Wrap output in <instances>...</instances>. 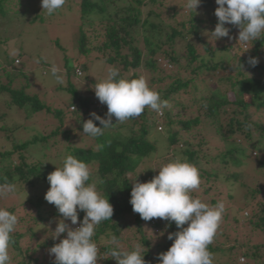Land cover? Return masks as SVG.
<instances>
[{"label":"trees","instance_id":"trees-1","mask_svg":"<svg viewBox=\"0 0 264 264\" xmlns=\"http://www.w3.org/2000/svg\"><path fill=\"white\" fill-rule=\"evenodd\" d=\"M9 1L0 0V16L6 12L4 6ZM70 1L74 3L82 23L74 35L78 54L84 57L88 56L92 52L88 43L92 40H101L100 45L95 47L94 51L101 55L104 65L119 71L120 78H124V73H131L127 79L138 77L140 76L138 71L145 69L152 76L149 81L150 88H152L154 81L161 83L168 80L169 83L164 88L160 87L156 90L163 100L168 101V107L160 116L146 108L139 117L131 118L122 123L113 117V126L105 129L101 136L93 138L83 134V123L88 120L82 119V115L92 119L89 114L92 101L79 96L77 89L68 84L65 88L66 91L72 95L74 101H77V105L69 107L71 120L78 121L76 122L75 133L77 132L79 135H75L91 139L92 145H88V147L78 146L68 139L70 131L61 132L60 127L49 135L34 136L23 142L14 141L6 150L0 149V185L16 183L17 186L24 184L26 188L32 189L39 183L49 184L47 177L56 170L58 163L45 162L41 159L34 160L38 155H34V159H32L29 156V150L34 147V151L38 152L40 145L44 148L47 142H50V146L54 147L58 143L59 133H65L63 139L64 141L69 140L68 145H70L66 154H71L86 164L96 165V170L92 173L89 182L96 184L98 192L104 198L109 199V203L114 209L111 220L102 221L95 227L93 239L101 254L97 264H117L116 260L107 253L117 247L110 242L113 236L118 238L119 244L124 241V231L128 228L124 220L129 215L134 218L133 224L135 225V230L130 229L131 238L139 240L138 244L142 247L140 252L141 255H144L146 264H161L158 259L159 255L167 252L173 244V241L168 239V235L181 229L177 228L175 222L162 220L156 221L151 227H148L156 232L164 230L161 235H156L150 239L144 234L143 219L138 213L133 212L129 203L133 187L130 175L135 174L142 162L156 153L158 140L150 136L151 131H155L165 138L168 149L172 150L179 144L183 146L185 149L183 154L186 156V160L192 164L196 162L197 158L209 161L211 159L209 154L200 155L199 153L204 150L203 148H208L207 152H213L214 150L207 145L208 142L210 140H222L223 148H226V151L220 153L217 157L218 160L216 159L220 165L218 169L225 170L232 167L234 172L231 173V177L237 182L238 177H241L236 172L237 168L258 162L264 177V161H258L259 156L257 155L258 152H264V128L261 127L260 121L259 124L252 122L254 115L264 114V65L259 64V60L264 59V37L243 44L246 49L244 50L241 46L242 43L238 40L239 27L225 25L230 29L229 37L231 39L229 37L221 38L212 46L211 42H215L216 39L210 34L218 23V19L214 15L218 5L214 4L212 0H201L200 3V6L204 8L202 18L207 16L211 25H207L206 20L202 18H196V12L185 7L187 0H177L179 2L177 9L176 7L170 8L171 16L175 17L183 13L182 17L186 19V23L182 21L177 24L181 30L166 26V28L169 27V32H166L162 24L150 21V16L159 17L158 13L148 11L146 15L144 14V8L161 4L157 3V0ZM206 26L209 28L207 29ZM204 33L212 37L210 43L203 41ZM191 39L199 43L193 44L190 42ZM179 40L186 44L185 54H180L176 50V44ZM140 44L143 45V49ZM197 47H201L204 54L201 55ZM238 52H243L244 55ZM250 58L258 60L255 67L249 64ZM63 60L65 62L67 58L64 57ZM231 63L234 65L232 68L230 67L232 71L228 72L227 67ZM73 65L74 75L81 77L83 64L79 68L75 66V63ZM162 65L175 67L177 69L176 74H166L165 71L170 70L162 68ZM77 70L80 75H77ZM3 92L9 94L10 106H14L18 110L27 106V111L31 114L52 113L63 125L62 117L64 114L62 110L52 111L37 96H28L24 92L13 91L7 84H2L0 81V93ZM185 94L193 95L190 104L184 102ZM71 107L72 109H70ZM106 108L107 106L102 104L99 109L100 112L96 114L102 118H107ZM193 110L194 113H192ZM188 115L192 116L189 117ZM139 121L141 122L135 129ZM93 122L95 126L102 127L99 121L94 120ZM250 127L258 129V139L251 145L247 142L250 149H244L236 144L235 138L237 135H242L246 141H252L248 131ZM125 129L129 130L128 134L123 132ZM162 131L164 134L161 133ZM195 132L196 134H194ZM81 144L84 145V143ZM252 153H254L255 158L252 157ZM56 155L58 156V153ZM62 158L60 159L61 165ZM28 159L33 162L28 163ZM201 173L207 178L206 180L217 177L215 174H206V171ZM225 181L227 183L229 179ZM141 182L145 183L146 181L141 180ZM232 184L236 185V183ZM212 190L213 187L207 188L202 192V195L209 199L208 202L211 206H215L217 201L212 195H209ZM229 191L227 190V193ZM257 193H260V190H256L255 194ZM9 197L12 198L11 195ZM14 199L17 204L18 198ZM27 202L37 209L34 215L25 216L23 209H20L21 207L24 208ZM43 203L41 197L33 195L24 204L4 207L18 218L16 230L12 233L15 242L9 248V264H43L46 256L49 255V249L66 238V233L61 234L56 239L52 238L54 236L52 232L55 231L57 225L50 232H47L46 224L56 219L59 213L53 211L52 213L46 212L44 215L40 210ZM258 207L257 211L249 207L251 216L248 222L254 221V227L264 231V203H259ZM247 209L245 207L239 209V214L243 220H246L243 213ZM83 218L84 212L78 211V227ZM234 223H239V220L234 219ZM227 226V224L219 225L215 238L208 246L213 257L218 256L216 260H222L221 263L223 264H238L239 257L248 260L247 264H264V243L246 249H240L239 246L235 245L229 248L219 245L220 242L223 243L220 241L221 237L229 238L230 230L227 231ZM27 237L30 242L26 243L25 246L23 241ZM154 238L159 240L155 247L152 246L153 242H151ZM132 250L134 248L128 246L127 251ZM46 264H55V262L47 261Z\"/></svg>","mask_w":264,"mask_h":264},{"label":"rangeland","instance_id":"rangeland-1","mask_svg":"<svg viewBox=\"0 0 264 264\" xmlns=\"http://www.w3.org/2000/svg\"><path fill=\"white\" fill-rule=\"evenodd\" d=\"M212 1L214 4H216L215 0ZM158 2L161 4H155L153 6L151 5L147 8H144V14L146 15L148 11H154L155 13H158L159 17H154L151 15L150 21L156 24H162V26L165 27L164 29H166V32L170 31L169 27L166 28V26L176 27L177 29L181 30V27L177 24H180L182 21L186 23V19L182 17L183 13L181 15L172 17V11L170 10L172 7H176L177 9L179 2L177 0H157V3ZM4 7L6 12L0 16L1 83L7 84L13 91H21L28 96H37V98H39L42 103H45L47 106H49L52 111L58 109L62 110L64 114L62 117L64 122L63 125H61L60 121L56 119L52 113L47 114L40 112L31 114V112L27 111V106L18 110L14 106H10L11 102L9 101L10 96L8 93H0V149L6 150L10 147V143L14 141L23 142L30 140L34 136L49 135L58 127H60L61 132H65V130L70 131L68 134V139L71 142L76 143L80 147H88V145L91 146L93 143L91 139L80 137L81 135H75L78 134L77 132L75 133L77 124L76 122L78 121L71 120V110L69 112V107L71 105H77V101H74L72 95L68 93L65 88L68 84L73 85L77 89L79 96L92 101L89 114L93 112H100L99 109L102 107V104L95 96L94 87L96 83L102 82L107 78L110 70V67L104 65L102 62L101 55L94 51V48L100 45L101 40H92L90 43H88V47L92 51L88 56L84 57L78 54L77 47H75L74 35L82 23L74 3L70 0H66L65 5L61 9L55 11L52 15H49L46 10H42L41 0H10ZM195 12L196 18H202L204 8L199 6ZM206 17L202 19L206 20L207 25H211L210 20L208 17ZM206 27L207 29L209 28V26ZM87 34H89L88 31ZM210 36L209 34L203 35V41L210 43V39H212ZM218 41L219 40L211 42V45L214 46ZM190 42L193 44L199 43L194 39H191ZM185 45V42L179 40L176 44V50L180 54H185ZM238 45L240 46L239 43ZM241 46L244 50H246L243 44H241ZM140 47L143 49L142 44H140ZM197 50L201 55L204 54L201 47H197ZM238 53L244 55L243 52ZM64 57L67 58L65 62L63 60ZM15 61H18V63H15ZM74 63L78 68L81 64H83V75L81 77H76V75H74ZM259 64L264 65V59H260ZM233 65L234 64L232 63L228 65V72L232 71L230 67L232 68ZM53 66H56L63 74L64 83L62 85L57 84L54 78L51 76L50 69ZM163 67L164 66L162 65V68ZM164 68L170 70L165 71L166 74H176L177 69L175 67L172 68L171 66ZM138 72L140 75L145 76L149 83L152 77L149 72H146L145 69L139 70ZM130 75L131 73H124L123 76L127 79ZM154 76L156 77V75ZM168 83V80H165L161 83L154 81L152 84V89L156 91L160 87L164 88V86ZM185 96L184 102L186 104H190L193 95L185 94ZM74 108L77 107L74 106ZM192 113H194V110ZM263 115L264 114L262 113L254 115L252 122L257 124L261 123V127L264 128ZM158 116L160 115L158 114ZM188 116L190 117L192 115ZM89 118V116L82 115L83 120H89ZM140 122L141 121L138 122L135 129H137ZM13 129L16 130L13 131ZM248 131L251 135L250 140L252 141H246L242 135H237L235 138L236 144L240 145L244 149H250V147L247 146V142L249 145H251L252 142H255L258 139L259 135L257 128L250 127ZM123 132L128 134L129 130L125 129ZM161 133L164 134L163 131ZM211 133L213 132L211 131ZM64 134L65 133H59V138H57L58 143L54 147L50 146V142H47V145H45L44 148L40 145V151L38 150V152H35L34 147H32L29 150V156L34 159V155H38V157H35L34 160L41 159L45 162H57V167L62 166L60 159L66 154L67 148H70V145H68L69 140L64 141L63 139ZM194 134H196V132ZM150 136H153L158 140L157 151L151 155L150 158L142 162V165L136 169L135 174L130 175L132 185L135 181L143 183L141 180L146 182L152 180L154 176L158 175V170L155 169H158L164 163L173 161L176 157L186 159V156L183 154L185 149L180 144L178 147L172 148V150H170L166 147L167 145L165 138L162 136V134L151 131ZM81 143H84V145ZM207 145L214 151L207 152L206 150L208 148H203L204 150H202V152L199 154H209L211 159L209 161H204L201 158H197L196 162H194V165L199 170L201 183L199 188L192 192V195L209 204V199L204 197L202 192L207 188L211 189L213 187V190L209 195H212L217 203L222 202L225 205L222 219H224V216H226V219H224L225 222L221 219L220 224H227V231L230 230V233L228 239H224L222 237L220 238V241H223V243L220 242L219 245L226 248L235 245L239 246L240 249H246L253 247L254 245L263 244L264 231L256 229L253 225L254 221L251 223L248 222L251 216V209L249 207L257 211L259 208V203H264V177L263 172H261L260 165L258 162H252L242 166L241 168H237L236 172L241 175V177L239 176L237 179L238 181L236 182L231 177V173L234 172L232 167L225 170L218 169L220 165L217 163L218 161H216V159L218 160L217 157L220 153H224V150L226 151V148H223L222 140H210ZM57 153L58 156L56 155ZM257 155L259 156L258 161H264V152H258ZM252 157L255 158L254 153H252ZM27 162L31 163L33 161L28 159ZM88 165L91 167L93 173L96 170V165ZM202 171H206V174L209 175L215 174L217 177L208 178V181L206 180L207 178L202 175ZM226 179H229L227 183L225 181ZM222 183L224 185H221ZM232 183H236V185ZM17 188L18 191L17 194H15V197H12L13 195H11L12 198L8 196L6 198L0 199V208L24 204L26 200L29 198L31 199L33 195H38L44 201L42 208L40 209L44 215H46V212L52 213L55 211L58 213L57 208L53 204H49L44 198L46 192L50 188L49 184L39 183L32 189L26 188V185L24 184H18ZM227 190H230L228 192L229 197ZM256 190H260V193L255 194ZM14 198H18L17 204L15 203ZM25 205L26 206L24 208H20L21 210L23 209V214H25V216H29L31 214L34 215L37 212V209L35 207L33 208L28 202ZM244 207L246 209L248 208L247 210H244L243 213V217L246 220H243L239 214V209ZM61 219H63V217L61 214H59L56 219H53L49 224L47 223V232H50ZM234 219H238L239 223H234ZM133 221L134 218L131 215L125 217L124 222L128 228L124 231V241L119 244V248L121 250L127 251L128 246L135 248L136 245H139L138 239L131 238L132 235L130 234V229L135 230ZM156 221H162V219L153 218L150 221L142 220L144 234H146L147 237H150V239L156 237V235H161V233L164 231L161 230L156 232L153 229L150 230L148 228L156 223ZM66 223H68L73 229L79 225V221L76 225H71L70 221H66ZM187 226V224L184 225V227ZM46 235L48 236V233H46ZM23 242L26 246V243L30 242L29 238H25ZM151 242H153L152 246L155 247L159 243V240L154 238L153 241L151 240ZM140 251H142V247H140ZM216 257L218 256L213 257V264H223L221 263L222 260H216ZM47 261L55 262L54 255L49 254L46 256L43 264H46ZM248 262V260H242L240 257L237 260L238 264H247Z\"/></svg>","mask_w":264,"mask_h":264},{"label":"clouds","instance_id":"clouds-1","mask_svg":"<svg viewBox=\"0 0 264 264\" xmlns=\"http://www.w3.org/2000/svg\"><path fill=\"white\" fill-rule=\"evenodd\" d=\"M65 3L66 0H41V7L52 15ZM200 3L201 0H187L185 7L195 12ZM215 3L218 7L214 15L218 23L210 35L216 40L229 37L230 29L225 25L239 27L238 40L242 44L264 37V0H215ZM248 62L255 67L258 60L250 58ZM50 73L57 84L64 83L63 74L56 66L51 67ZM94 91L99 102L107 106V118L93 112L90 114L92 119L83 123V134L93 138L113 126V117L122 123L139 117L146 108L162 115L168 107V101L150 88L145 76L120 78L115 68L109 70L106 79L95 84ZM94 120L99 121L102 127L95 126ZM155 170H158V175L152 180L133 183L129 203L141 219L160 218L175 222L181 229L168 235L173 244L167 252L159 255L161 264H213V254L208 246L215 238L225 205L218 202L211 206L192 195L201 180L198 168L186 159L176 157ZM91 176L92 169L88 164L66 154L62 158V166L56 167L47 177L50 188L44 198L63 217L57 222L52 238L67 234L65 239L49 249V254L55 257V264H97L100 259L101 254L93 239L95 227L102 221L111 220L114 209L109 199L98 192L96 184L89 182ZM17 191L16 183L0 185V199L15 195ZM78 211L84 212L85 216L80 226L73 229L66 221L76 225ZM17 224L15 214L0 208V264H9V248L15 242L12 233ZM185 224L188 226L184 227ZM110 242L117 247L107 255L117 264H146L140 245L126 251L119 248L117 237L113 236Z\"/></svg>","mask_w":264,"mask_h":264},{"label":"built area","instance_id":"built-area-1","mask_svg":"<svg viewBox=\"0 0 264 264\" xmlns=\"http://www.w3.org/2000/svg\"><path fill=\"white\" fill-rule=\"evenodd\" d=\"M76 73H77V75H80V72L78 70L76 71ZM158 129H160V127H158Z\"/></svg>","mask_w":264,"mask_h":264}]
</instances>
